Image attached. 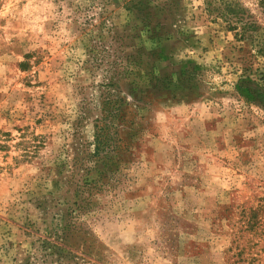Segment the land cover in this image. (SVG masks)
Instances as JSON below:
<instances>
[{
	"label": "rangeland",
	"instance_id": "obj_1",
	"mask_svg": "<svg viewBox=\"0 0 264 264\" xmlns=\"http://www.w3.org/2000/svg\"><path fill=\"white\" fill-rule=\"evenodd\" d=\"M219 1L259 29L218 0H0V264H264V16Z\"/></svg>",
	"mask_w": 264,
	"mask_h": 264
},
{
	"label": "trees",
	"instance_id": "obj_2",
	"mask_svg": "<svg viewBox=\"0 0 264 264\" xmlns=\"http://www.w3.org/2000/svg\"><path fill=\"white\" fill-rule=\"evenodd\" d=\"M215 3H213V6ZM212 6V5H211ZM256 7L259 12L264 16V0H256ZM212 12L216 13V17L222 18L224 21L230 23L231 30H237V33L242 37H250L253 32H256L259 29L258 23L253 20V16L246 13L243 9L237 8L232 1H219L216 7H212ZM264 33V29H263ZM258 53H264V42H259ZM260 81L264 83V75H261ZM259 81V82H260ZM244 85H251L255 81H252L247 75L242 81ZM258 84V83H256ZM245 93L251 102L264 105V91L258 88V90H252L247 86L245 88ZM110 140L106 139L103 136V139H99L97 142V147L95 152H98L99 149H108L110 145L108 144ZM116 147H113L115 149ZM107 154V153H105Z\"/></svg>",
	"mask_w": 264,
	"mask_h": 264
}]
</instances>
